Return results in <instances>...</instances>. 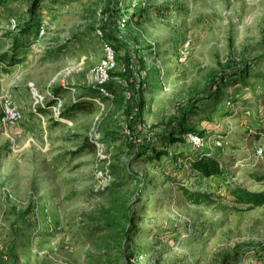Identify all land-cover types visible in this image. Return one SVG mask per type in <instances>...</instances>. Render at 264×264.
I'll use <instances>...</instances> for the list:
<instances>
[{
	"label": "rangeland",
	"instance_id": "obj_1",
	"mask_svg": "<svg viewBox=\"0 0 264 264\" xmlns=\"http://www.w3.org/2000/svg\"><path fill=\"white\" fill-rule=\"evenodd\" d=\"M32 1L0 0V264H264V207L186 160L264 193V0Z\"/></svg>",
	"mask_w": 264,
	"mask_h": 264
},
{
	"label": "trees",
	"instance_id": "obj_2",
	"mask_svg": "<svg viewBox=\"0 0 264 264\" xmlns=\"http://www.w3.org/2000/svg\"><path fill=\"white\" fill-rule=\"evenodd\" d=\"M42 0H33L31 3L30 10L34 13L36 9L39 8L40 3ZM35 20V19H33ZM34 22V21H33ZM20 60H17L12 57H8L7 54L0 56V63L7 64L8 66H13L19 63ZM101 89H104L106 92V95L101 96ZM62 92L61 89H55L52 92V100L50 101V106L54 105L57 101H60V93ZM113 93L111 86L108 85H99L90 88L86 94L82 95L81 97H78L74 101L71 102V104L61 112L60 117H69L76 113H86V114H92L95 111V104L92 103V98H99L101 96V100L103 102L107 101L108 98ZM185 110V109H184ZM191 113L190 108L187 109V111L183 112V115L179 118L180 120L177 121V128L180 130V133L177 135L180 136H198L202 137L201 133L194 129H191L186 124V119L184 118V115L186 113ZM173 123V121L171 122ZM261 137V136H260ZM259 137V139H260ZM181 142L178 138H171L169 140V144H174L175 142ZM164 155L162 153H157L155 156L159 159L158 156ZM166 155V154H165ZM186 160L188 161V164L190 165V168L195 172H198L205 178L210 177H218L221 178L226 184L227 191L229 192V195L235 198V201L241 205H247L250 207H264V193H257V192H248L246 190H243L240 186L231 185L230 179L231 177L225 170L222 169V166L219 163V160L215 156H210L207 152L203 150L197 151L194 155H186ZM264 157V155H263ZM254 178L256 181L261 182L264 184V160L262 163V173L260 174H254ZM182 194H184V197L186 198V201L193 205H200L202 203H209L208 202V196L204 193H200L198 191H189L182 188Z\"/></svg>",
	"mask_w": 264,
	"mask_h": 264
},
{
	"label": "built area",
	"instance_id": "obj_3",
	"mask_svg": "<svg viewBox=\"0 0 264 264\" xmlns=\"http://www.w3.org/2000/svg\"><path fill=\"white\" fill-rule=\"evenodd\" d=\"M96 76L97 74H94L95 79H96ZM5 105H6V110H7L6 123L9 126L14 125L13 120L15 118V115L16 113H20V111L18 110L17 107H10L9 102H6Z\"/></svg>",
	"mask_w": 264,
	"mask_h": 264
},
{
	"label": "bare ground",
	"instance_id": "obj_4",
	"mask_svg": "<svg viewBox=\"0 0 264 264\" xmlns=\"http://www.w3.org/2000/svg\"><path fill=\"white\" fill-rule=\"evenodd\" d=\"M4 113H5L4 120H6V119H7V110H6V107H5ZM18 119H19V114H18V113H16V115H15V118H14L13 122H16ZM195 143H199V141H196Z\"/></svg>",
	"mask_w": 264,
	"mask_h": 264
}]
</instances>
